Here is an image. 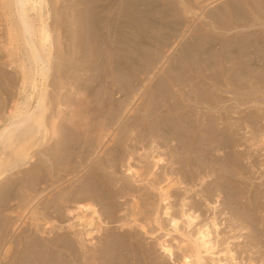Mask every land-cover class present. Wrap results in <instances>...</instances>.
Returning <instances> with one entry per match:
<instances>
[{"label":"bare ground","instance_id":"obj_1","mask_svg":"<svg viewBox=\"0 0 264 264\" xmlns=\"http://www.w3.org/2000/svg\"><path fill=\"white\" fill-rule=\"evenodd\" d=\"M195 1L197 2L198 0ZM126 5L128 7V3H126ZM121 6H123V3ZM7 7L8 9H14L16 25L13 24V28L8 32L6 41L12 44L14 36H21L25 50V63L27 62L28 65L26 66L24 63L18 65L21 75V77L19 78V85L21 89L20 92H22V94L26 93L28 85L33 90H36L37 77L39 78V84L41 87L39 91H37V97L34 106L31 105L32 97L28 94L25 96V99L22 102L15 104V107L13 106L11 112H7L8 114L10 113V116L8 115L9 119L8 122L5 123L6 125L2 129H0V146L4 151L14 145V150L19 149V153L18 157L10 160V163L8 165H0V184H2V182L5 180V175L8 171L18 166L20 167L21 165H30L31 159H33V157H36V159H33L32 163L36 164L34 166H30V170L27 168V171H29L28 173H30V175L34 176V178L31 179L34 180L35 183H41L43 172H47V174L51 176V179L49 180H51V182H54V180H58L61 177L65 178L70 174H76L79 170L83 171V174L79 178L80 180L76 182L77 185H73L70 189L71 191H66L64 197L62 194V196L60 195L61 198H64H62V202L67 204L72 203L73 205L75 204L73 210L67 209L65 210V214V211L61 209L62 211H64L63 213L56 205L57 202H59L58 204H60V201L58 200L49 199V204L46 206L47 209L51 208V211L52 209L54 210V215L56 213L57 218H63V213L65 214V216H67V221L68 219H75L77 224L73 225V222L69 220V222L66 223V228L68 229L67 232L72 233V229L74 228V226H76L78 228V231H73L74 233H72V237L67 232H63L60 235L58 234L56 238L53 237L56 242H52V240L50 242L49 240L48 242L50 246L52 245L56 249L52 247H50V249L47 246L49 245L47 243V240V244L44 243L45 241L42 243L40 242L41 244H46V246L44 244V246H40L39 243H36L37 245H39L37 250L35 249V246L33 247V249L31 247H28L27 244L26 248L24 250H20V252L16 249L15 253L18 254L13 260L15 261L14 264H74L76 260H78L75 255H77V246H80L81 239L83 240V238L85 237L88 240V244L93 245V235L94 233H97L99 229L97 223H104L105 225H108V223L112 222L111 220L113 219V215L115 214V212H117V208L114 207L113 203L105 202V200H109V198L113 197L114 195H118L120 198L131 195L133 198L135 196L134 194L139 193V202L140 197H142L143 201L142 199L141 201L144 203L141 204L146 205V201L150 200L151 198L150 196V198L148 197V193L152 190L157 192L158 198H156L158 201L156 202H159V211H161L160 213L157 212L158 210L156 211V213L159 214L154 213V210V212L151 211L153 215V223L156 224L159 229H163L164 226H162V224L164 225V222L160 219H167L172 232L178 233L182 240L177 241V245L175 243L176 246L174 247H177V253L174 252L173 245L166 243V241L164 240L159 241L158 247L160 253L165 257L167 262L149 263V261L146 262L147 264H264V230H258L259 228H256L258 224L256 213H258L259 209L261 208V204L259 203V198L261 196L259 195L258 197V194L260 193L257 192L259 191V186L255 185V187L258 188L256 189L254 187V189L257 190L255 193H253V188L249 187L250 189H252L249 191L247 187H245L247 185L250 186L251 183H256L252 182L254 170L255 173H259L261 167L264 165V152L262 151L264 149V107L261 106L258 109L256 108L255 111L251 113H248L247 111L248 114H244L242 118L239 117V121L236 119H234L236 121H231L232 112L229 111L228 107H225L223 105L226 99V97L224 99L223 96L225 95L223 94L231 93L235 95V93L238 92L239 94L237 93L238 95L236 96V98H233V103L237 107V109L241 105L243 106L249 102H253V104L255 105H257L259 102L264 106V0H233V2L228 4V10L226 11V14H222L221 11L218 12L221 15L212 14L214 16V19L213 21L208 22L211 25L209 30H205L206 38L203 39V37L201 38L195 36L196 45L193 46V57L195 65L191 66L190 70L182 72L186 73L187 76H180L181 80L183 79L184 81L191 82L190 89L188 88L189 90L185 91L184 88H179V86L177 93H174L173 91L170 92V89H168V87H165L163 90L160 89V91L163 92V96L159 94L157 89L154 90L152 97L155 100L152 99L153 104H151L152 106H150V109L147 110V112L143 115L135 117L133 121L128 123L124 122V125L122 127L120 126V128L118 129V133L116 131V134H113L114 132L111 133L110 137L112 138L109 140V142L113 144V147L110 146L107 148L105 146L107 149L105 148L103 154L101 153L102 156L99 155L97 157L96 155V160L94 159L95 157H93L94 149L96 148V146H94L89 135L88 137H85L83 139L82 136H80L76 132L75 134L70 131L64 124H60L59 126V123L58 138L55 139V142L53 141L55 144L53 146L51 145L49 148L47 147L45 150L40 149L44 144H47L46 112L48 110L49 95L47 93L48 84L46 85V83L48 82L47 78L50 71L51 59L50 33L49 25L47 23L48 15L46 14L47 12L44 11L47 7V3L46 0H7ZM81 9L82 8L80 7V11ZM84 9L85 8L83 7V10ZM121 10L123 9L121 8ZM84 12L82 11V13ZM103 14L105 15V13ZM30 15H33V17H30ZM101 17H103V15ZM107 18L109 19V17H106V19ZM34 20H36L39 24L37 28L32 25V22ZM72 23L74 24V22ZM111 23H115V20L114 22H111L110 20V24ZM122 25L120 24V26ZM108 26L110 27V25ZM108 26L107 31L109 30ZM111 26H113V24ZM76 27L77 26H75V30H77ZM79 28L78 31L80 30ZM83 29H85V27H83ZM83 29L81 28V30ZM174 29L171 30L173 31ZM235 30H246L248 32L243 36L234 35L230 39L224 38L227 33ZM85 31L83 33H85ZM110 32L111 31H109L108 34ZM211 32L212 34H210ZM83 33L81 32L79 37H81ZM250 33L252 34L249 35ZM119 34L120 33H118V35ZM168 34L166 36H168ZM179 34L180 33L178 32V35ZM182 35L183 34H181V36ZM219 35L221 37H219ZM87 36L89 37V33L88 35H86V37ZM98 37L100 38L99 35ZM116 39L118 38L116 37ZM179 39L181 40V38ZM216 39H219L221 43L220 49H217L216 53H213V55L211 54L209 58H206L205 62H203L204 60L200 58L202 47L206 44L211 45V43H214ZM107 40L109 39L107 38ZM1 42L2 41L0 40V44L2 45L3 43ZM201 43H204L203 46ZM5 47L8 48L7 46ZM220 51L221 54L222 52L225 53V57H221L219 59ZM255 51L263 52L262 56H258ZM77 54L76 57H78ZM213 59L216 61H212ZM82 62H84V60H82ZM226 62L231 63V67H229L228 69H225L224 64ZM202 64H204V67L206 68L205 71H208V73L203 72L204 70H202ZM216 67L218 68L215 69ZM254 67L255 69H253ZM66 69L68 68L66 67ZM96 71L98 70L96 69ZM166 82L169 85L174 84L175 77L172 78L168 76ZM85 90L87 89L85 88ZM83 93L84 92H82V94ZM125 95H127V93H125ZM83 97L85 98L86 96L83 95ZM83 97H80L81 101L84 99ZM166 97L170 101L168 100V103H162L167 100ZM91 98L92 97L90 96L89 101ZM164 98L166 100H164ZM146 100L147 99H145V101ZM87 101L88 100H86L85 102L88 103ZM50 102H52L51 99ZM11 105L14 104L12 103ZM199 105H205V113H197V106ZM87 106H89V103ZM217 107L219 108L215 109ZM90 109L91 108H89V111ZM213 109L215 110L211 112V110ZM50 114L51 113H49V115ZM236 114L239 115L240 113L238 112ZM232 115L234 116L235 114ZM106 116L107 115L105 114V117ZM240 116L242 115L240 114ZM79 117L80 116H78V118H75L79 120ZM94 118L96 120H99V118H96V116L92 117V119ZM76 119L74 121H76ZM86 119L89 120L90 118ZM86 119L85 123L88 122L86 121ZM108 121L103 122L104 129H110V126H112L110 122L111 120L109 121V123ZM141 121L143 123H140ZM78 123L80 122H77V124ZM244 124L245 130H249V132L245 131L244 129V132L242 131V127ZM99 126L101 125H98V128ZM85 127L87 128V126ZM82 128L79 130L82 131ZM79 130L77 129L78 132H80ZM122 131H124L123 135L121 134ZM130 131H133V134H130ZM240 131H242L243 133ZM261 131L263 132L261 133ZM239 132L242 134H240ZM49 137L50 136H48V138ZM96 143L98 144L99 141ZM121 148H124L125 153H123L124 150H121ZM99 151L101 152V150ZM100 152H97V154H99ZM136 156L139 158H137ZM42 160H44L45 162L43 163ZM120 162L123 164H121ZM46 163L50 164L49 169L48 167H44V164L46 165ZM119 163L124 167L122 170L123 173H121L122 177L111 176L115 173L116 166H118ZM261 171L264 172V167ZM116 173H118L117 170ZM259 175L260 178L264 177V174L259 173ZM56 176H59V178ZM257 177H255V180ZM263 184L264 179L262 185ZM262 188L261 189L264 190V187ZM61 192L62 191H60L59 193ZM246 193H249V196L246 197L248 199V202H246L247 204L245 203L246 205L242 204L240 206L239 199L243 198ZM4 194V196H6V193ZM261 195H264L263 192ZM2 198L4 199L3 195ZM132 198L131 200L134 201L135 198ZM212 199L216 201L218 200L220 202L218 205L214 204V206L211 207L213 208L212 211H214L213 217L210 220L208 216L207 219H209L210 222H206L205 220H203L206 222L204 223L202 222V219L199 222L201 214H196V210L200 208V204L197 203L196 200H203L205 203L207 202L206 205H209V202L207 200ZM39 201L40 200H38L37 203ZM176 201L178 202L180 208L178 212L177 210H174ZM46 203L47 202L42 204L46 205ZM42 204H40V208L44 207H42ZM99 204L103 206L102 213L104 215L99 212ZM136 205L137 203L133 205V209L131 208V210H136ZM143 205H140L139 203L138 206L143 207ZM150 205L148 204L145 209H143L141 212L139 211L138 215L144 214L145 217H147L148 214H150V207H153L155 204L153 206L152 204ZM147 207L149 208L147 209ZM216 207H219V210H217ZM225 210L231 212V214L236 217L237 221L246 223L248 225L250 229L249 232H252L253 235L251 234L250 236L249 234L248 236H246V234L244 235L246 236L245 239H249L248 242L249 245H251V248H254V246H260V248H263L262 253L258 252L260 249H257L258 251L255 252H252V249H249L248 255L247 253H245L246 256L243 255V257L240 255V251L239 254H236V252H234L236 250L232 251L231 248H233L234 246L229 248V245L227 243V246L225 248L223 247L224 249H219L220 247L218 248V246H221L225 243L223 238H220V234L222 233L221 226L225 227V223L220 222L221 224H218L219 221L218 223L216 222V215H222ZM204 212H201L203 213L202 215H204ZM37 215L39 216L38 213ZM53 217L50 218V220H55V217ZM105 219H109L110 221H105ZM149 220L150 222H152L151 219ZM130 222L135 224V217L132 221L130 220L129 223L125 221L120 223V229L124 230L120 234L112 232L104 236V239L100 243V246H98L97 248H93L94 254L96 256L92 259V262H89V264H144L145 257H143V254H140L141 256H139L134 248L131 249L128 248V246H125L127 240L130 237V235H126L125 232L133 227V224H131ZM201 222L204 224L201 225ZM180 225H183V230H181ZM135 227H138L142 231H144L145 229L143 225L139 224H137ZM225 228H227V226ZM60 229L62 230V228ZM229 229H231V231L233 230L231 227ZM212 232H214V235L212 234ZM234 235L235 234H233L232 237L230 235L231 238H228L232 239ZM74 236L75 238H78V241L76 239L75 240L77 243H79V245H76V242L72 239ZM217 238H219V240H217ZM241 239L243 240L242 237ZM21 242L22 240L20 241V243ZM23 243L24 241L21 244L25 246V243ZM237 244L238 243H236V245ZM249 245L247 248H249ZM60 248L66 251L65 253H69V255L72 257V259H70L73 260V262H71L70 259L68 260V258H66L67 256L62 250H59ZM234 248L236 249V247ZM238 250H240V248ZM244 251L241 252L244 253ZM6 252L7 251H5V253ZM5 255H7V253ZM8 255L10 254L8 253ZM78 264H80V262Z\"/></svg>","mask_w":264,"mask_h":264},{"label":"rangeland","instance_id":"obj_2","mask_svg":"<svg viewBox=\"0 0 264 264\" xmlns=\"http://www.w3.org/2000/svg\"><path fill=\"white\" fill-rule=\"evenodd\" d=\"M108 1H110L111 3ZM112 1H114V2H112ZM127 1L128 0H121V1L120 0H46L47 7L44 11H46L47 12L46 14L48 15V17H47L48 22L47 23L49 25V33H50L51 59H50V71H49V75L47 78L48 82L46 83V85L48 84L47 85V93L49 95L48 96L49 97L48 98V110L46 112V127H47V138H46L47 141H46V143L47 144H44L40 149L45 150L47 147L49 148L51 145L53 146L55 144L54 143L55 139L58 138V134H59V132H58L59 126H60V124H62V125L64 124L66 127H68V129L70 131H72L73 133L76 132L77 134L82 136L83 139L85 137H88V135H89L94 146H96V148L94 149V154H93V157H95L94 159L96 160V158L99 155H101V153L103 154L104 149L106 147L107 148L110 146L113 147V144L111 142H109V140L112 138V137H110L111 133L114 132L113 134H116L115 131L118 133V129L120 128V126L122 127L124 125V122L125 123L131 122V121H133V119L135 117H137V116L139 117V116L143 115L144 113L147 112V110L150 109V106H152L151 104H153L152 99H154V98L152 97V95L154 93V90L157 89L161 96H163V94H162L163 92H161L160 89L163 90L165 87H168V89H170L169 91L170 92L173 91L174 93H177V90L179 88H184L185 91L189 90L191 87V82L184 81L183 79L181 80L180 76L181 75L187 76L186 73H182V72L190 70V67L195 65L194 57H193L194 56L193 46L196 45L195 44V38L196 37H201V38L203 37V39H205L206 38L205 30L210 29L211 24L208 22L213 21V19H214L213 15L214 14L221 15L218 13L219 11H221L222 14L223 13L226 14V11L228 10V4L233 2V0L232 1L231 0H215V1L214 0H198L197 2L195 0H192L193 2L191 0H129L128 2ZM210 2H212V3H210ZM99 3H100V5H99ZM122 3H123V6H121ZM126 3H128V7H127ZM160 4H161V6H160ZM101 6L103 7V9L104 8L105 9L103 10ZM80 7L82 8L81 11H80ZM83 7L85 8L84 10H83ZM100 8H101V10H100ZM121 8L123 10H121ZM201 9L203 10V13H202ZM128 10H130L132 12H130ZM82 11L83 12L85 11V12L82 13ZM87 11H89V12H87ZM200 11H201V13H200ZM0 13H1L0 14V16H1L0 17V40L2 41L1 43L4 44V45L0 44V119H1L0 120V129H2L6 125L5 123L8 122V119L10 116V113L8 114L7 112H11L13 106L15 107V104L22 102L25 99L26 95L29 94L32 97L31 105L34 106L35 100L37 97V91H39L41 86L39 84V78L37 77L36 78V82H37L36 90H33L28 85L26 93L22 94V92H20L21 89H20V85H19L20 84L19 78L21 77V75H20V69H19L18 65L24 63L26 66H28L27 62L25 63V50H24L23 40H22L20 35H17V36L13 37L12 44H10L6 41V39H7L6 37H7L8 32L13 28V24L16 25L14 9L13 8L8 9L7 0H3V2H2V0H0ZM80 13H81V15H80ZM103 13H105V15ZM102 15H103V17H101ZM30 17H33V15H30ZM79 17H81L82 19ZM104 17H105V19H104ZM106 17H109V19L108 18L106 19ZM117 18H118V20H117ZM113 19L115 20V23L110 24V20H111V22H114ZM129 19H130L131 23H130ZM60 20L62 21V23ZM82 20H83V22H82ZM128 21L130 24L128 23ZM72 22H74V24ZM80 23H82V24H80ZM173 23H175V24H173ZM112 24H113V26H111ZM120 24L121 25L123 24L122 25L123 27L120 26ZM125 24H127V25H125ZM32 25L35 28H37L39 24L36 20H34L32 22ZM108 25H110V27ZM75 26H77L76 27L77 30H75ZM107 26L109 29L108 31H107ZM83 27H85L86 31L87 30L88 31L86 32L85 29H83ZM78 28L80 29L79 31H78ZM81 28L85 31V33H83L84 31L81 30ZM170 28L171 29L175 28L176 30L174 29L172 31ZM112 30H113V32H112ZM109 31H111L110 32L111 35H110V33L108 34ZM81 32L85 35L84 36L82 34V36H81L82 38L79 37ZM99 32H100V34H99ZM178 32L180 33L179 35H178ZM247 32L248 31H246V30L231 31L230 33H227L224 38L230 39L234 35L235 36H241V35L243 36V35L247 34ZM88 33H89V37L87 36L88 37L87 38L86 35H88ZM118 33H120V34L118 35ZM122 33L125 34L126 36L123 35ZM4 34H5V36H4ZM90 34H92V35H90ZM167 34H168V36H166ZM181 34H183V35L181 36ZM210 34H212V32ZM251 34L252 33H250L249 35H251ZM98 35L100 36V38L98 37ZM83 36H84V38H83ZM101 36H103L104 38ZM116 37L118 39H116ZM178 37L181 38V40ZM219 37H221V36L219 35ZM2 38L4 39V42H3ZM85 38H86V40H85ZM107 38L109 40H107ZM168 39H169V41H168ZM115 40H116V42H115ZM156 41H157V43H156ZM98 42H99V44H98ZM124 42H126V43H124ZM177 42H178V44H177ZM155 43H156V45H155ZM92 44H93V46H92ZM201 44L203 46L204 43H201ZM70 45L73 47H71ZM5 46H7L8 48H6ZM220 46H221V43H220L219 39H216V41L214 43H211V45H207V44L204 45L202 47L201 56L200 55H198V56H200V58H202L204 60L203 62H205V59L209 58V56L211 54L213 55V53H216V50L220 49ZM2 47H4V48H2ZM98 47H100V48H98ZM104 48H106V49H104ZM95 50H96V52H95ZM184 52H185V54H184ZM255 52L257 53L258 56L261 57L264 51L263 52L255 51ZM76 54L78 57H76ZM92 54H93V56H92ZM222 54L220 51L219 59L221 57H225V53L222 52ZM74 55H75V57H74ZM74 60H75V62H74ZM82 60H84V62H82ZM212 61H216V60L213 59ZM244 61H246V60H244ZM122 63L124 66L122 65ZM172 63H174V64H172ZM224 65H225V69H228L229 67H231V63H228V62H226ZM160 66H161V68H160ZM202 66H203L202 70H204L203 72L208 73V71H205L206 68L204 67V64H202ZM66 67L68 69H66ZM56 68H57V70H56ZM217 68L218 67H216L215 69H217ZM96 69L98 71H96ZM253 69H255V67ZM61 70H63V71H61ZM212 71H213V69H212ZM257 71H260V70H257ZM157 72H158V74H157ZM168 76H170L172 78L175 77V83L174 84L169 85L166 82V79L168 78ZM148 77H149V80H148ZM205 85H207V84H205ZM79 86H80V88H79ZM174 86H175V89H174ZM61 87H64L65 89L61 88ZM85 88L87 90H85ZM125 88H126V90H125ZM62 91H63V93H62ZM82 92H84V93L82 94ZM61 93H62V95H61ZM92 93H94V94H92ZM125 93H127V95H125ZM237 93H235V95H233L231 93L223 94V95H225V96H223L224 99L226 97L223 105L225 107H228L229 111L232 112L231 113V121L232 120L233 121H236V120L239 121L240 118H242L244 116V114L254 112L256 108L258 109L261 106L264 107L259 102L257 104L258 106L253 104V102H249L243 106L241 105L237 109V107L233 103V98H236V96L239 94V93L238 94ZM95 94H97V95H95ZM105 94H107L109 96H107ZM141 94H143V95H141ZM83 95L86 96L87 98L85 97L86 98L85 99L83 97ZM130 95H131V98H130ZM147 95H148V97H147ZM90 96L92 97L90 99V101L93 99L91 101V103L93 105L89 101ZM96 96H98V97H96ZM80 97L81 98L83 97L84 99L81 101ZM61 98H62V100H61ZM95 98H96V100H95ZM108 98H110V99H108ZM124 98H126V99H124ZM229 98H230V100H229ZM50 99L52 102H50ZM145 99H147V100L145 101ZM86 100H88L87 102L89 103V106H87L88 103L85 102ZM164 100H166V99L164 98ZM168 100L169 99L167 98V100L162 102V103H165V102L168 103L170 101V100L169 101ZM80 101H81V103L82 102L83 103L81 104ZM150 101H151V103H150ZM49 102H50V104H49ZM229 102H231V103H229ZM12 103L14 105H11ZM204 107H205V105L197 106V113L198 112L199 113H201V112L205 113L206 108H204ZM86 108H88V109H86ZM89 108H91L92 110L90 109V111H89ZM125 108H126L127 113L125 112ZM218 108L219 107H217L215 109H218ZM51 109L53 112L51 111ZM215 109L211 110V112L214 111ZM245 110H246V112H245ZM49 111H51V112H49ZM247 111H248V113H247ZM102 112H103V114H102ZM238 112L242 116H240V114L239 115L236 114ZM49 113H51V114L49 115ZM87 113H88V115H87ZM105 114L107 115L106 117H105ZM232 114H235L234 115L235 117ZM78 116H80L79 120L76 119V118H78ZM95 116H96V118L97 117L99 118V120L97 119L98 121L95 118L92 119V117H95ZM73 117H74V119H73ZM71 118H72V120H71ZM81 118H83V119H81ZM86 118H88V119L90 118V119L87 120ZM75 119H76V121H74ZM80 119H81V121H80ZM85 119H86V121L89 122V124H88V122L85 123ZM234 119H236V120H234ZM69 120H70V122H69ZM108 120L109 121L111 120L110 122H111L112 126H110V129H107V128L104 129L103 122H106ZM71 121H72V124H71ZM82 121H83V123H82ZM99 121H101L102 124ZM109 121H108V123H109ZM60 122H62V123H60ZM77 122H80V123L77 124ZM58 123H59V126H58ZM140 123H143V122L141 121ZM98 125H101V126H99L100 129L98 128ZM85 126H87V128ZM82 127L86 130H84ZM81 128H82V131L79 130ZM77 129L80 132H78ZM102 129H104V130H102ZM243 129L245 130V124L242 127V131L244 132ZM87 130H89V131H87ZM90 130H92V131H90ZM112 130H114V131H112ZM242 131H240V132H242ZM245 131L249 132V130H245ZM262 132L263 131H261V133ZM242 133H240V134H242ZM121 134L123 135L124 131H122ZM130 134H133V131H130ZM259 135H260V133H259ZM48 136H50V137L48 138ZM99 136H100V138H99ZM102 136H104V137H102ZM98 141H99V143L97 144L96 142H98ZM99 150H101V152ZM121 150H124V148H121ZM262 151L264 152V149ZM97 152H100V153L97 154ZM18 153H19V149L14 150V145L7 148L4 151L2 150V147L0 146V165L1 164H3L4 166L8 165L10 163V160L18 157ZM123 153H125V150L123 151ZM96 155H97V157H96ZM137 158H139V157H137ZM137 158H136V160H137ZM33 159L35 160L36 157H33ZM33 159H31L30 165L29 164L21 165L20 167L18 166L16 168L8 171L5 175L6 176V178L4 180L5 182L3 181L2 184H0V193L2 191V193L0 194V196H1L0 200H2V201H0V264H14L15 261H13V260L15 259V257L18 254V253H15L16 249H17V251L20 252V250H24L26 248V246L28 245V247H31V248H33L35 246V249L37 250L39 245L40 246H44V245L46 246L47 243L49 244V242H48L49 240H50V242H51V240H52V242H56L53 237L56 238V236H58V234L60 235L61 233H63V232L66 233L68 231V229L66 228V223L69 222V220L73 222V225L77 224L75 219H68V221H67V216H65V214H66L65 210H67V209L73 210L75 207L74 206L75 204L74 205L72 203L67 204V203L62 202L61 200L64 197L66 191H69L73 185H77L76 182H78V180H80L79 178L83 174V171L79 170L76 174L75 173L70 174V175L66 176L65 178H63V177L59 178V176H56L59 179L54 180V182L52 181L53 183L51 182V180H49V179H51V176L48 175L47 172L46 173L43 172V178H41L42 181H41V183L37 182L38 183V185H37V183H35L34 180L31 179V178H34V176L30 175V173H28L29 171H27L28 169L30 170V166H34L36 164V163H32ZM42 162L44 163L45 161L42 160ZM120 163L118 166H116V169H115V173H116V170L118 173H116V174L114 173L111 176L122 177L121 173H123L122 170L124 167L122 165H120ZM121 164H123V163H121ZM44 167H46V168L48 167V169H49L50 164L46 163V165L44 164ZM117 167H118V169H117ZM263 167H264V165L261 167V170ZM261 170L259 173L264 174V172ZM25 173H27L28 175ZM259 173H255V170H254V174H253L254 176H252L253 177L252 182H256V183H254V184L251 183L250 186L247 185L245 187H247V189L249 191L252 190L250 188H253V190H254L253 193H255L257 191L256 189H258L255 187V185L259 186V189H258L259 191H257V192L260 193V194H258V197H259V195L261 196L259 198V203L261 204V208L259 209L258 213H256V217L258 219V224H257L256 228L257 229L259 228L258 230H264V209H263L264 208V195H261L262 192L264 194V190H262L263 189L262 187H264V184L262 185L264 177L260 178ZM45 175L46 176L48 175V176L46 177ZM255 177H257L256 180H255ZM60 179H62V180H60ZM43 181L47 182V183H44ZM55 181L56 182L59 181V182L56 183ZM162 185H164V184H162ZM50 186H52V187H50ZM55 187H56V189H55ZM254 187L256 189H254ZM60 191H62V192L59 193ZM150 192H152V193H150ZM4 193H6V196H4L5 195ZM61 194L63 195L62 198H61V196H62ZM248 194L246 196L244 195L243 198L239 199V205L240 206L242 204H245L246 202H248V199L246 198L247 196H249ZM2 195H3L4 199L2 198ZM134 195H135L133 197V198H135L134 201L131 200V198H132L131 195H129L130 197L124 196V198H120L118 195H114L113 197L109 198V200H105V202L113 203L114 207L117 208V210H116L117 212H115V214L113 215L114 220L112 219L111 220L112 222L108 223V225H105L104 223L103 224L97 223V226L99 227V229H98L97 233H94V235H93V242H92L93 245L88 244V240L85 237L84 238L82 237L83 240L81 239L80 246H77L78 247L77 253H76L77 255H75V257L78 260H76V262L74 264H78L79 262H80V264H87V263L89 264V262H92V259L95 258V256H96L94 254L93 248L94 247L97 248L98 246H100V243L103 241L104 236L106 234L112 233V232L120 234L121 232L124 231V230L120 229V223L123 221L129 223V221L130 220L132 221L134 219V217L136 220L135 224L130 222L131 224H133V227H131V229L128 231L126 230L128 233L125 232L126 235L127 234L130 235L125 246H128V248H131V249L134 248L139 256H141L140 254H143V257H145L144 264H147L146 262H149V261H150L149 263H154V262H164L165 263V262H167L165 257L160 253V250L158 247L159 241L164 240V241H166V243L173 245L174 252H176V253L178 252L177 247H174V246H176L177 241L182 240V238L179 236L178 233L172 232V230L170 229L171 227L169 226L167 219H165V218L160 219L164 222V225L162 224V226H164L163 229H159V227L153 223V219H152L153 215H152L151 211L152 212L155 211L154 213H156L157 210H158L157 212H159V213L161 212V211H159V209H160L159 208L160 207L159 202H156V201H158L157 200V198H158L157 192L154 190L149 191L148 197L150 196L151 198L149 197L150 200H147L148 202L145 200L146 205L141 204V203H144V202H142L143 201L142 197H140V202H139V200H138L139 193L134 194ZM49 199L60 201V204H58L59 202H57L56 205L60 211H62V210L65 211V214H63L64 211H62L63 212L62 213L63 218H65V219H63L62 217L57 218L56 213L54 215L53 209H52L53 212L51 211V208L47 209L46 206L49 204V202H48V201H50ZM141 199H142V201H141ZM38 200H40V201L37 203ZM207 201L209 202V205H206L207 202L205 203L203 200H196V202L200 204V206H199L200 208L196 210V212H197L196 214H201L199 222L201 221V219H202V222H204V223L208 222L209 219L211 220V218L213 217V213H214V211H212L213 208H211V207H213L214 204L218 205L220 203L218 200L216 201L213 199L207 200ZM45 202H47L46 205H43L42 203H45ZM135 202L137 203L136 207L138 209L140 207L141 208L139 210L136 208V210L133 211V210H131V208L133 207L134 204H136ZM139 203H140V205H143V207L138 206ZM40 204H42V207L43 206L44 207L40 208L41 207ZM65 204H66V206H65ZM148 204L149 205L152 204V206L155 204L153 207H150L151 205L149 206L150 207V209H149L150 214H148L147 217H145L144 214L138 215L139 211L141 212L143 209H145V207ZM174 204H175V202H174ZM98 207H100L99 212L101 214H103L102 213L103 206L101 204H99ZM149 207H147V209ZM174 207H175L174 210H177V212H178L180 208H179V204L177 201H176V204L174 205ZM220 208H221V206H220ZM216 209L219 210V207H216ZM206 210H208V211H206ZM131 211L135 212V213H132ZM136 211H137V214H136ZM225 211L222 215H216V218H217L216 222L218 223V221H219L218 224L225 223V227L227 226V228H225L224 226H221L222 233L220 234V238H223L225 243L221 246H218V248L220 247L219 249H224L227 246V244L229 245L228 246L229 248L234 246V247H236V249L233 247L234 249L231 248L232 251L236 250V251H234V252H236V254H239V251H240L241 256H243V255L246 256L245 253H247V255H248L249 249L250 250L252 249L251 250L252 252L258 251L260 249L258 252L262 253L263 248H260V246H254V248L253 247L251 248V245H249V242H248L249 239L248 240L245 239L246 236H248L249 234L251 236V234H252V232H249L250 229H249L248 225L246 223H243V222L241 223L240 221H237L236 217L233 216L231 214V212H229L228 210H225ZM201 212H204V215H202L203 213H201ZM37 213L39 214V216L37 215ZM131 213L133 216L131 215ZM159 213H156V214H159ZM35 214H36V216H35ZM134 214L137 216H135ZM50 215L52 217L56 216L55 220L53 219L54 222L52 219H51L52 221L50 220V218H52ZM208 216H209V219H207ZM217 216H219V217H217ZM45 217H47L49 219H47ZM149 219H151L152 222H150ZM48 220H50V221H48ZM107 220H109V219H105V221H107ZM203 220H205L206 222ZM48 222H49V224H51V223L52 224L49 225ZM202 222H201V225L204 224ZM44 223H45V225H44ZM46 223H47V225H46ZM150 223L152 224V226ZM137 224L143 225L145 228L144 231L140 230L138 227H135ZM181 224H183V223H181ZM58 225H60V226H58ZM246 225H247V227H246ZM228 227L229 228L231 227L233 230L231 231V229H229ZM242 227H244V228H242ZM60 228H62V230ZM180 228H181V230H183V225L182 226L180 225ZM95 230H97V229H95ZM73 231L74 232L78 231V228L76 226H74V228L72 229L71 232L74 233ZM67 233L70 234L71 237L73 236L72 233H69V232H67ZM213 233L214 232H212V234ZM233 234H235L234 237L232 239H229L233 236ZM223 235L225 238L223 237ZM230 235H231V237H230ZM244 235H246V236H244ZM235 236H236V238H235ZM241 237L243 238V240L241 239ZM19 238H20V240H19ZM72 239L75 242H76V240L78 241V238H75V236ZM21 240H22V242L24 241L25 244L24 243L23 244L25 246H23L21 244L22 242L20 243ZM46 240H47V243H46ZM217 240H219V238H217ZM246 240L248 243L246 242ZM226 241H228V242H226ZM40 242L41 243L44 242L46 244L43 243L44 244L43 245ZM235 242L238 243L240 246L238 244L236 245ZM36 243H39V245H37ZM175 243H176V245H175ZM244 243H246V244H244ZM219 244H220V242H219ZM76 245H79V243L76 242ZM248 245H249V248H247ZM8 246H10V247H8ZM21 246H22V249H21ZM47 246L49 248L50 247L55 248L52 245L50 246V244ZM239 248H240V250H238ZM59 250L60 251L62 250L64 252V254L67 256L66 258H68V260L70 258L72 259V257L69 255V253H65L66 251H64L61 248ZM138 250L139 251L141 250V251L139 252ZM5 251H7L6 252L7 255H5L6 254ZM241 251H244V253ZM11 252H13L14 254ZM8 253L10 255H8ZM71 259H70V261L73 262V260H71ZM246 264H248V263H246Z\"/></svg>","mask_w":264,"mask_h":264}]
</instances>
